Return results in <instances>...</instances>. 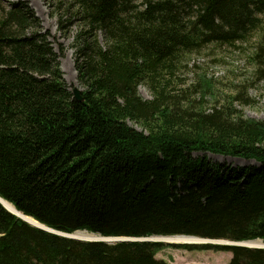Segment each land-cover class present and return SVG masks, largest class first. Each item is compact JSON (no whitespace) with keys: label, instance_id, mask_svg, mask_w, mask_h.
Here are the masks:
<instances>
[{"label":"trees","instance_id":"trees-1","mask_svg":"<svg viewBox=\"0 0 264 264\" xmlns=\"http://www.w3.org/2000/svg\"><path fill=\"white\" fill-rule=\"evenodd\" d=\"M2 1L0 198L53 231L129 240L62 237L0 203V264H168L157 257L167 248L264 264V249L150 241H264V121L235 108L248 99L220 102L205 79L186 86L178 77L189 54L258 31L264 0H69L65 15L85 27L80 101L35 14ZM259 45L264 65V37Z\"/></svg>","mask_w":264,"mask_h":264},{"label":"rangeland","instance_id":"rangeland-1","mask_svg":"<svg viewBox=\"0 0 264 264\" xmlns=\"http://www.w3.org/2000/svg\"><path fill=\"white\" fill-rule=\"evenodd\" d=\"M11 3H23L35 14L34 16L39 20L38 28L41 30V34L47 35L56 53L60 55L58 65L62 71L63 79L71 91L75 89L83 91L77 77L76 51L77 38L84 33L85 27L75 15H72V12L65 15L66 7L70 6L69 0H3L2 8H7ZM70 10L74 11L72 5ZM262 19L261 28L243 42H237L234 45H210L189 54L183 59V68L178 74L180 82L191 86L193 83H202L201 78L205 79L209 87L211 86L210 91L216 94L220 102H223L228 96L240 95L241 98L248 99L249 104L239 105L236 103L235 108L243 110L248 119L264 121V65L255 57L264 37V18ZM97 39L104 44L101 35ZM139 93L143 99L152 98L148 87L139 86ZM210 157L209 159L212 161L225 162L234 167L256 165V163L246 164L237 159ZM164 240L160 239L155 242L182 245V243ZM218 244L233 245L231 241L225 240H220ZM183 245L190 244L184 243ZM258 247H264V245H258ZM157 257L168 264H228L231 254L167 248Z\"/></svg>","mask_w":264,"mask_h":264},{"label":"water","instance_id":"water-1","mask_svg":"<svg viewBox=\"0 0 264 264\" xmlns=\"http://www.w3.org/2000/svg\"><path fill=\"white\" fill-rule=\"evenodd\" d=\"M73 95H74V98L76 99V101H80L82 100V90H79V89H75L72 91ZM5 201H3L1 198H0V203L1 205L12 215H14L15 217H18L19 219H21L22 221H24L25 223L33 226L34 228H38L40 230H43V231H46V232H49V233H52V234H56V235H59V236H62V237H66V238H70V239H75V240H79V241H90V242H105V243H108V244H116V243H119V242H124V241H128L129 239L127 238H103L102 236L98 235V234H91V233H88L86 231H82V232H76L75 234L73 235H68V234H64V233H60V232H57V231H53L49 228H46V226L44 227V225L40 224L39 225L37 224H32L30 222H28L27 220H25L23 217H20L18 214L14 213L13 211H11L9 209V207L7 205H5L4 203ZM77 233H87L91 236H93L94 240H82V239H78V237L76 236ZM172 237H176V236H172ZM185 237H191V238H196L200 241H203V242H195V243H192L190 245H205V244H216V245H226V246H241V247H245L246 248H253V249H264V247H254V246H250V245H247L249 242H254V241H249V242H241V243H238V242H233V245L232 244H218L219 241H214V240H204L202 238H198V237H193V236H185ZM166 238H170V237H158L157 238H153V239H150V241H153L155 242L156 240H160V239H166ZM257 241V240H256ZM258 241H261V242H264L262 240H258ZM257 241V242H258ZM166 244H169V243H166Z\"/></svg>","mask_w":264,"mask_h":264},{"label":"bare ground","instance_id":"bare-ground-1","mask_svg":"<svg viewBox=\"0 0 264 264\" xmlns=\"http://www.w3.org/2000/svg\"><path fill=\"white\" fill-rule=\"evenodd\" d=\"M5 205H7L9 207V209L11 211H13L14 213L18 214L20 217H23L25 220H27L28 222L32 223V224H38L39 225V222L35 221L33 218H30V217H26V216H23V214L19 213L15 207L12 205V204H9L8 202H4ZM76 236L78 237V239H82V240H94L92 238H94L93 236L87 234V233H77ZM163 241V240H162ZM164 241H169V242H173V243H179L182 245L185 243V244H192L194 242H200V240L196 239V238H191V237H184L183 235L182 236H178V237H170V238H166ZM247 245H250V246H254V247H258V245H264V243H260L259 241H254V242H249Z\"/></svg>","mask_w":264,"mask_h":264}]
</instances>
